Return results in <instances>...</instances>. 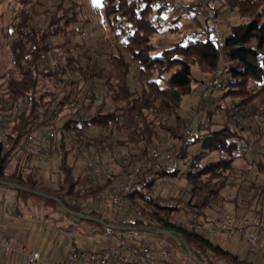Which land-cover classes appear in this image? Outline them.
I'll return each mask as SVG.
<instances>
[{
  "label": "trees",
  "instance_id": "16d2710c",
  "mask_svg": "<svg viewBox=\"0 0 264 264\" xmlns=\"http://www.w3.org/2000/svg\"><path fill=\"white\" fill-rule=\"evenodd\" d=\"M66 1L39 10L40 0H20L19 11L7 26L12 67L0 74V181L55 197L75 212L81 209L70 203L71 198L93 203L101 194L102 208L94 216L108 219L113 214L104 208L107 198L102 193L110 181L80 193L84 176L91 174L85 160L116 166L120 151L134 165L147 159L157 143L169 142L178 167L167 178L184 181L186 198L164 191L163 183L142 186L139 193L154 204L155 212L147 221L120 216L121 226L135 229L126 232L130 242L146 246L154 264L180 262L181 255L168 254L165 241L191 264L196 263L189 253L205 264H260L226 246L232 240L186 233L168 219L185 217L219 226L229 203L235 211L242 210L241 218H235L244 231L254 230L255 218L261 221L258 226L264 222V0H206L208 6L216 2L210 7L211 19L220 12L235 13L242 22L230 25L228 34L217 39L208 30L209 18L202 23L204 16L188 14L200 28L195 31L198 36L190 35L187 43L181 39L159 54L153 38L159 32L157 14L166 4L101 0L109 27L124 35L122 48L109 56L107 67L97 63L84 44L72 43L74 36L83 35L73 27L80 22L81 5ZM169 28L178 31L176 26ZM132 64L138 66V89L129 79ZM219 67L214 76L221 79L220 88L199 101V85ZM193 95L196 104L186 115L181 113L183 99ZM189 121L191 133L184 129ZM92 129L100 133L88 141ZM47 133L52 136L43 140ZM41 158L51 160L53 182L37 177ZM77 162L84 165L76 172ZM8 188L16 192L17 205L26 195L32 216L48 205L61 209L54 200ZM14 212L22 216L18 206ZM89 222L104 233V226ZM160 229L180 235L181 244L154 232Z\"/></svg>",
  "mask_w": 264,
  "mask_h": 264
},
{
  "label": "rangeland",
  "instance_id": "374dc122",
  "mask_svg": "<svg viewBox=\"0 0 264 264\" xmlns=\"http://www.w3.org/2000/svg\"><path fill=\"white\" fill-rule=\"evenodd\" d=\"M19 1L20 0H0V74H3L6 70L12 67L10 62L9 39L6 33L8 24L13 20L19 11ZM59 1L60 0H40L41 4L39 5V10L54 5ZM71 2L81 5L79 15L80 22L73 25V27H78L83 33L81 36H74L71 39L72 43L84 44L86 49H88V54L92 55V57L96 59L97 63L107 67V60L109 59V56L116 53L117 50L121 49L124 44V35H122L121 29L109 27V24L103 14L101 0H69L66 1V4L69 5ZM159 3L166 4L167 6L157 14L159 15V32L153 38V44L156 46L157 50L156 54H159L163 49L168 48L171 44L179 42L181 39H184L183 43H187L190 35L196 37L198 36L197 32H195L200 29L198 24H196L193 18L189 15L183 14V10L193 5H197L198 7L200 3H202V5L206 6L207 11L204 15H202L204 17H200V20L203 23L204 19L209 18L211 22L210 25L207 26L208 29L213 24H217L220 31L224 33V35L228 34L230 25L240 24L242 22L241 18L235 13L225 16L224 13L220 12L216 19H211L210 17L213 15V9L210 7H214V5H216V2L213 1L210 3V6H208L206 0H158V4ZM175 18L176 20L172 25L171 22ZM174 26L178 29L175 33L169 30V27ZM78 53L82 54L81 51H78ZM127 59H129L128 56ZM137 71L138 66L136 64H132L129 79L131 84L138 89L140 85L138 82ZM219 72L220 67L215 72H212L213 75L211 73L207 80L213 79L219 74ZM193 73L196 77L200 76L196 69L193 70ZM219 80L221 82V79ZM225 101L230 103L228 99ZM195 104V95L185 97L181 104L180 112L185 113L186 110L188 111L190 107ZM186 114L187 113H185V115ZM197 118H199L198 115L193 118V122H195ZM99 133V129L89 130L86 140L89 141L93 137H98ZM163 140L165 142L169 141L168 136H164ZM72 161L73 159L71 158L70 162ZM37 163L39 165L37 177L44 182H53L55 180V176L52 171L53 168L51 166V160L42 159ZM76 164L75 169L77 172L84 164L79 162ZM89 176H91V174ZM89 176H84L82 184H89ZM162 183V189L164 191L171 195L176 194L178 197L186 198V194L182 191V189L185 188L184 181L176 179L173 182H169V178H167L166 181ZM157 188L160 189L159 186ZM234 192V190L230 192V198L234 196ZM15 206L20 208V214L23 213V216H19L14 212L13 209ZM95 206L97 208H102L99 203ZM104 208H106V205ZM27 211L25 199H20V202L17 205L16 192L6 186H0V228L10 231L13 234H20L22 239H25L29 248L36 247L40 251L42 260L45 264L58 262L65 256L70 248L98 250L107 246V238L104 233L99 232L98 228L89 221L79 220L70 214L66 215L63 210L57 207L53 208L49 205L45 207L44 210L32 213L35 214V216L28 214ZM223 214H231L235 217L241 218L243 212L242 210L235 211L232 204L228 203L225 205V210L221 216ZM121 215L122 214H120V216ZM129 216V218H132V214ZM246 222L250 223L251 221L246 220ZM257 223H261V221L258 218H255L254 221H252V224L255 225L254 231L259 227ZM263 224L264 222L260 226ZM135 236L140 238L145 237V235L141 233H136ZM162 245L165 246L168 254H175L177 257L181 255L179 257L180 262L177 264H191L185 255L174 252L176 251V248L171 243L165 241ZM226 246L242 257L264 264V233H257V247L254 251H250L245 243H240L234 240L227 241ZM170 255L167 256L169 257ZM0 259L1 262L5 264H26L25 258L22 254H16L15 256L12 255L8 258L0 256Z\"/></svg>",
  "mask_w": 264,
  "mask_h": 264
},
{
  "label": "built area",
  "instance_id": "2783aa9c",
  "mask_svg": "<svg viewBox=\"0 0 264 264\" xmlns=\"http://www.w3.org/2000/svg\"><path fill=\"white\" fill-rule=\"evenodd\" d=\"M183 11L187 15L202 16L207 11V8L200 3L196 8H186ZM208 30L217 39L222 38V32L217 24H213ZM220 86L221 82L217 77L202 82L197 95L198 100L204 101L206 94L211 89L220 88ZM195 112L196 110L193 108L191 116L195 115ZM184 129L191 133L190 121L185 123ZM50 136H52V133H47L46 136L41 138L46 140V137ZM33 138L30 137L29 139ZM171 148L172 144L169 142L165 144L157 143L152 148L147 159L134 165L130 164L127 155L123 152L116 154L119 159V164L116 166H101L96 159H86L85 165L91 170V176L88 177V185H80V193L84 194L86 187H94L101 181H110L102 195L106 196V206L113 214V217L107 219L103 215L96 218L114 226V229L105 228L106 247L98 250L70 248L61 260L51 264H154L149 249L146 246H137L131 243L127 233L118 230V227L121 226L119 224L120 214H132V220L142 219L143 221L149 220L150 216L154 214V204L143 199L139 192H141V187L144 185L165 182L167 174L177 169L178 160L171 152ZM103 161L104 159L101 160V162ZM101 197V194H96L93 198V203L84 198H71L70 203L79 206L80 211L87 212L95 217L94 213L97 211L95 205L99 203ZM162 219L166 220L167 218L162 216ZM168 220L186 233L197 232L213 239L235 240L245 243L250 251H254L257 247V233H264V224L259 226L257 230L255 229V231H244L238 226L240 224L239 220L231 214H223L219 226L193 221L185 217H172ZM0 253L5 258L19 253L24 256L26 264H45L38 250H26L25 248L17 250L16 240L13 236L0 240ZM189 256L197 257L192 253H189ZM208 257V255L204 256V258Z\"/></svg>",
  "mask_w": 264,
  "mask_h": 264
},
{
  "label": "water",
  "instance_id": "95a60500",
  "mask_svg": "<svg viewBox=\"0 0 264 264\" xmlns=\"http://www.w3.org/2000/svg\"><path fill=\"white\" fill-rule=\"evenodd\" d=\"M0 185L2 186H6V187H12V188H15V189H18L20 191H22L23 193H34V194H37L39 196H42L46 199H51V200H54L59 206L60 208L70 214L71 216L77 218V219H80V220H83V221H92V222H96L98 224H101L102 226H104L105 228H112L114 229V226H111L109 225L108 223L102 221L101 219L99 218H96V217H93L91 216L89 213L87 212H75V211H70L69 209H67L59 199L55 198V197H52L50 195H47V194H44V193H41V192H37V191H33V190H30V189H27V188H24L22 186H19L17 184H13V183H10V182H6V181H0ZM26 195L24 194V197ZM118 230L122 231V232H131V231H134L135 229L134 228H130V227H126V226H119L118 227ZM155 233L157 234H160V235H164V236H168L170 237L173 241H175L178 245L181 244L182 242V238L170 231H167V230H164V229H160V230H154ZM191 259L196 263V264H205L203 261H201L198 257H192L190 256Z\"/></svg>",
  "mask_w": 264,
  "mask_h": 264
},
{
  "label": "crops",
  "instance_id": "0c3cea01",
  "mask_svg": "<svg viewBox=\"0 0 264 264\" xmlns=\"http://www.w3.org/2000/svg\"><path fill=\"white\" fill-rule=\"evenodd\" d=\"M25 199V197L23 196V197H21V199ZM22 201V200H21ZM22 204V203H21ZM25 206H26V208H27V212H28V214H29V209H28V207H27V205H26V203H25ZM14 210V209H13ZM21 215L23 216V213H21ZM9 236H13V237H15V240H16V247H17V250H20V249H22V248H25L26 250H38L36 247L35 248H29V246H27V244H26V241H25V239H22V237H21V235L19 234V235H17V234H13L12 232H10V231H6V230H4V229H2V228H0V240L1 239H4V238H6V237H9ZM39 251V250H38ZM40 252V251H39ZM16 254H19V253H16ZM16 254H14L13 256H15ZM0 256H2V254L0 253ZM2 258V257H1ZM42 258V257H41ZM3 262H1V259H0V264H2ZM5 264V263H4ZM7 264V263H6Z\"/></svg>",
  "mask_w": 264,
  "mask_h": 264
}]
</instances>
